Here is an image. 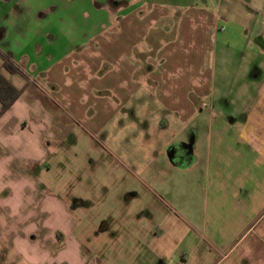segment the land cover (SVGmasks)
I'll return each instance as SVG.
<instances>
[{"label":"crops","instance_id":"0c3cea01","mask_svg":"<svg viewBox=\"0 0 264 264\" xmlns=\"http://www.w3.org/2000/svg\"><path fill=\"white\" fill-rule=\"evenodd\" d=\"M145 1L0 0V73L21 91L0 110V237L20 217L41 221L32 212L40 203L32 175L41 168L45 142L64 137V107L100 109L103 99L94 95L101 90L119 106L147 81L166 91L161 104L187 125L191 94L209 101L206 149L196 153L194 145L178 156L172 145L160 152L182 170H203L206 230L228 253L235 248L243 259L253 254L264 262V0ZM1 55L21 74L2 68ZM217 63L223 84L236 79L235 97L222 87L215 97ZM223 108L232 112L222 114ZM227 202L231 213L222 209ZM35 227L31 245L40 253L55 259L67 251L62 232ZM106 230L102 224L94 234ZM20 236L8 232L6 240ZM6 240L0 239L2 252H20Z\"/></svg>","mask_w":264,"mask_h":264},{"label":"rangeland","instance_id":"374dc122","mask_svg":"<svg viewBox=\"0 0 264 264\" xmlns=\"http://www.w3.org/2000/svg\"><path fill=\"white\" fill-rule=\"evenodd\" d=\"M219 52L216 45L217 56ZM221 73L217 63L215 97H221L220 87L232 89L235 97L236 79L223 84ZM243 83L238 79L239 86ZM142 85H134L135 93L119 106L111 92L101 90L94 95L103 99L100 109H71L70 103L64 107V137L45 142L41 168L32 175L40 197L32 212L36 217L42 214L41 221L20 217L12 231L2 229L1 242L8 232L21 236L6 240L20 252L0 248V264H264L253 254L243 259L235 248L228 253L222 239L206 230L210 203L203 170H182L160 152L172 145H177L178 156L194 145L196 153L206 149L209 101L191 94L194 110L187 125L161 104L166 91H156L147 81ZM230 112L223 108L222 114ZM161 120L169 127L161 129ZM227 205L222 209L231 213ZM35 224L62 232L67 251L54 259L34 248ZM102 224L107 230L97 237L94 233Z\"/></svg>","mask_w":264,"mask_h":264},{"label":"trees","instance_id":"16d2710c","mask_svg":"<svg viewBox=\"0 0 264 264\" xmlns=\"http://www.w3.org/2000/svg\"><path fill=\"white\" fill-rule=\"evenodd\" d=\"M2 68L12 74H21V72L11 63L6 56L1 55ZM21 91L13 87L0 73V110L4 114L19 98Z\"/></svg>","mask_w":264,"mask_h":264},{"label":"flooded vegetation","instance_id":"af4514ba","mask_svg":"<svg viewBox=\"0 0 264 264\" xmlns=\"http://www.w3.org/2000/svg\"><path fill=\"white\" fill-rule=\"evenodd\" d=\"M169 156L174 159V155H173L172 151L169 152Z\"/></svg>","mask_w":264,"mask_h":264}]
</instances>
